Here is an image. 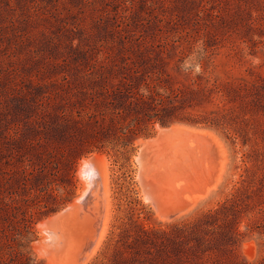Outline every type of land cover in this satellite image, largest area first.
<instances>
[{
    "label": "rangeland",
    "instance_id": "obj_1",
    "mask_svg": "<svg viewBox=\"0 0 264 264\" xmlns=\"http://www.w3.org/2000/svg\"><path fill=\"white\" fill-rule=\"evenodd\" d=\"M150 79L181 92L163 108L184 120L138 112ZM176 124L215 133L226 160L216 189L167 220L181 200L155 206L136 158ZM93 155L112 218L89 264H264V0H0V264H68L38 241Z\"/></svg>",
    "mask_w": 264,
    "mask_h": 264
},
{
    "label": "bare ground",
    "instance_id": "obj_2",
    "mask_svg": "<svg viewBox=\"0 0 264 264\" xmlns=\"http://www.w3.org/2000/svg\"><path fill=\"white\" fill-rule=\"evenodd\" d=\"M157 131L155 137L143 142L136 159L144 173L150 171L152 175L146 182L140 181H149L145 184L148 190L150 186L156 191V195L152 190L146 192L147 187L141 185L155 206L171 199L181 200L177 209L158 214L162 219L171 220L189 211L216 189L224 171L225 146L215 133L203 128L176 124ZM215 156L220 159L218 165L213 164ZM107 164L101 155L82 159L77 173L82 188L76 199L63 213L48 219L49 224L42 228L39 245L55 259L68 261V264H87L103 244L112 218ZM193 187L199 190L197 194L184 195ZM184 198L187 201H182Z\"/></svg>",
    "mask_w": 264,
    "mask_h": 264
},
{
    "label": "trees",
    "instance_id": "obj_3",
    "mask_svg": "<svg viewBox=\"0 0 264 264\" xmlns=\"http://www.w3.org/2000/svg\"><path fill=\"white\" fill-rule=\"evenodd\" d=\"M200 92H202V90ZM180 94L181 92H179L178 90L165 88L158 82L157 79H150V82H146L144 87L137 89L135 93H133V99L136 102L135 104L137 106L138 112L142 113L147 121H153L157 117L161 125H168L174 120H184L178 118V116L176 115L177 108L175 106L169 109L163 108L166 102L171 103L172 101H175L177 98H179ZM199 94L200 93L198 91L191 92V95ZM183 102H185L184 99ZM179 108H185L184 103H181V106H179ZM147 109H151L154 112L155 110L163 109L164 113L162 115L156 113L150 114L146 112ZM192 122L199 123L198 121Z\"/></svg>",
    "mask_w": 264,
    "mask_h": 264
}]
</instances>
